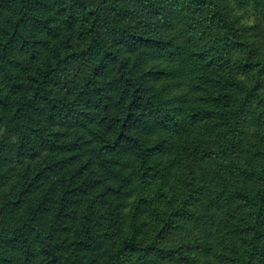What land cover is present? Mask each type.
Instances as JSON below:
<instances>
[{
  "label": "trees",
  "instance_id": "1",
  "mask_svg": "<svg viewBox=\"0 0 264 264\" xmlns=\"http://www.w3.org/2000/svg\"><path fill=\"white\" fill-rule=\"evenodd\" d=\"M243 6L0 0V264H264Z\"/></svg>",
  "mask_w": 264,
  "mask_h": 264
},
{
  "label": "rangeland",
  "instance_id": "2",
  "mask_svg": "<svg viewBox=\"0 0 264 264\" xmlns=\"http://www.w3.org/2000/svg\"><path fill=\"white\" fill-rule=\"evenodd\" d=\"M235 15L239 18V23L252 28V32L255 33V37L260 44L264 43V21L263 18L252 10L249 6L236 7ZM263 30V31H262ZM259 133L258 126L251 117L247 118V130L242 145V152L245 153L249 149V146L253 145L257 140ZM194 232L195 227H192ZM180 232V231H178ZM184 232V230H183ZM182 233V232H181ZM205 264H216L212 259L205 260Z\"/></svg>",
  "mask_w": 264,
  "mask_h": 264
}]
</instances>
